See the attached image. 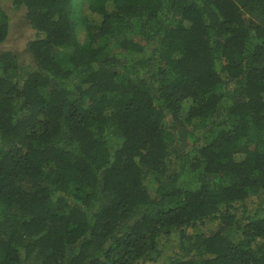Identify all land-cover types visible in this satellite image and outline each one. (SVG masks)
Wrapping results in <instances>:
<instances>
[{"label": "trees", "instance_id": "16d2710c", "mask_svg": "<svg viewBox=\"0 0 264 264\" xmlns=\"http://www.w3.org/2000/svg\"><path fill=\"white\" fill-rule=\"evenodd\" d=\"M6 1L0 264H264V0Z\"/></svg>", "mask_w": 264, "mask_h": 264}, {"label": "rangeland", "instance_id": "374dc122", "mask_svg": "<svg viewBox=\"0 0 264 264\" xmlns=\"http://www.w3.org/2000/svg\"><path fill=\"white\" fill-rule=\"evenodd\" d=\"M1 7L7 14L9 18V34L8 39L0 46V52L3 49H12L21 53L24 50L25 40L30 38L33 34V31L29 28L25 18H24V9L23 8H13L9 5V1L1 0ZM161 264V262L157 263Z\"/></svg>", "mask_w": 264, "mask_h": 264}]
</instances>
